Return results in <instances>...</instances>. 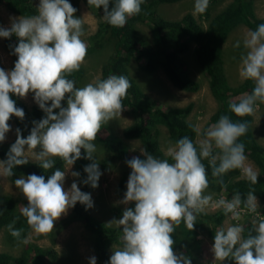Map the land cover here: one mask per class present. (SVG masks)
<instances>
[{
	"label": "clouds",
	"instance_id": "9594fccd",
	"mask_svg": "<svg viewBox=\"0 0 264 264\" xmlns=\"http://www.w3.org/2000/svg\"><path fill=\"white\" fill-rule=\"evenodd\" d=\"M87 2L96 9L103 8L102 18L109 25L123 28L130 17L141 13L145 0H114L111 10L110 0ZM209 2L195 0L194 14L205 13ZM76 12L69 0H39L37 14L10 17V27H0V37L10 38L14 34L19 38L13 50L17 56L14 68L9 71L0 68V142L5 141L11 130L10 119L25 117L12 95L26 98L29 93L34 94L35 102L46 114L33 121L26 138L16 129L17 138L7 159L0 160V177H12L16 166L29 162V153L45 171L53 169L56 158L65 164V171L56 169L47 180L42 175L30 174L14 181L28 202L27 206H21L20 212L38 235L53 233L55 222L77 202L86 209L93 207L90 194L82 192L76 182L69 190L64 189L66 171L82 158V149L86 153L83 158L94 160L98 133L109 121L121 117L123 100L132 86L124 75H109L83 87H77L68 78L81 69L88 55V44L83 39L84 20L77 18ZM235 47H240V41ZM243 47L246 53L241 56L239 75L252 80L254 88L229 103L230 112L240 118L255 115L259 104H264V23L247 31ZM65 99L66 107L62 106ZM248 128L247 122L221 115L203 132L199 127L194 129L200 137L196 142L184 136L170 146L166 155L172 162L149 154L144 148L140 151L145 159L128 160L132 171L121 203L134 202L135 207H126L122 218L109 224L122 226V246L113 247L109 264H191L187 256L174 251L172 236L181 223L189 231L194 230L198 214L209 207L222 208L226 216L231 214L237 221L226 222V227L215 230L211 249L215 264L225 260L264 264V218L253 217L247 235L245 226L239 222L242 204L249 213L257 212L255 189L250 188L243 199L235 192L230 200L220 198L213 202V195L208 192V168L203 163L208 161L213 178L240 170L252 185L257 184L259 174L248 164L245 144L240 142ZM84 172L87 179L83 183L98 187L102 175L98 164L94 161ZM71 175L79 177L80 173L72 171ZM217 182L224 185L223 179ZM17 219L8 229L18 241L27 244L28 239L20 240L23 229L14 227ZM89 264H96L95 256L89 258Z\"/></svg>",
	"mask_w": 264,
	"mask_h": 264
},
{
	"label": "trees",
	"instance_id": "16d2710c",
	"mask_svg": "<svg viewBox=\"0 0 264 264\" xmlns=\"http://www.w3.org/2000/svg\"><path fill=\"white\" fill-rule=\"evenodd\" d=\"M180 1L182 0H145L141 6V13L130 17L123 28H118L109 25L102 18V7L96 9L94 6L88 5L87 0H69L77 11L83 3L98 19L97 30L89 37L87 57L96 54L103 48H109V55L101 66V75L98 79H106L113 74L124 75L132 85L123 100V105L124 110L133 116L134 121L123 129V139L110 136L108 132L106 134L107 126L105 125L98 133L94 143L102 145L111 153L109 161L117 159L126 164V172L121 177L116 190L119 196H124L132 171L128 167L127 161L134 156L129 154V147L123 140H137L149 154L161 159L167 158L169 162H172L171 158L160 147V128L166 129L169 140L174 144L184 136H188L193 142H196L195 126L188 120L193 105L172 107L162 111L157 102L141 89L128 71V63L136 60L145 72L152 73L161 70L172 86L184 92L194 93L199 90L200 84L189 76L186 67L185 55L191 52L200 70L206 75L209 91L218 104L216 112L211 117V123L217 122L219 117L225 114L229 115L233 121L247 122L248 132L240 138V142L245 144V154L259 169L258 183L252 185L246 178H240V170L230 171L222 178H213L211 166L207 160H203L208 168L209 190L214 193L224 191L226 199L230 200L235 192H239L242 199L246 198L250 188H254L259 203L255 217L264 218V147L258 143L253 134V116L240 118L229 110V103L243 93H250L254 88V82L245 79L237 86H231L227 80L223 54V46L234 29L238 26H245L249 30H255L259 24L264 23V19L256 16L254 0H231L226 7L215 13L211 12L212 6L209 5L207 11L203 13L207 20L206 26H203L192 14H186L179 20H169L159 15L160 5L174 4ZM0 4L18 16L37 14V7L33 0H0ZM113 4L114 0H110L109 10ZM137 22L145 23L148 26L152 36L150 42L144 41L138 34ZM18 43L19 38L14 34L10 38L4 39V47L14 62L17 56L13 54V50ZM82 77L83 70L80 69L78 72H73L68 78L78 84ZM12 99L16 101L18 108L23 109L25 117L20 120L13 116L10 120L21 130V135L26 138L34 126L33 121L41 120L46 114L39 107L29 110L18 96L12 95ZM66 99L62 101L64 107L67 106ZM54 111L58 112V110ZM8 152L9 149L0 142V160H6ZM81 152L82 158L77 160L73 167L76 172L80 173V176L77 177L78 187L82 192L90 194L95 188H92L90 184L83 183L87 179L84 168L94 161L83 158L86 153L83 149ZM98 165L103 169L108 167L107 162H98ZM56 169L65 170V164L59 158L55 159L53 169L47 171L43 170L38 162L29 160L26 165L16 166L13 169L14 175L6 178L9 182L14 183L22 176L26 178L30 174H36L44 176L47 180ZM218 179H223L224 185L219 184ZM27 203L22 193L18 198L8 194L0 195V212H2L0 214V233L4 231L6 238L12 243H21L10 234L8 229V225L17 217L19 219L16 220L14 227L23 229L20 240L26 239L31 231L26 218L20 212L21 206H27ZM127 207L134 209V202H130ZM242 208L245 209L243 204L240 209ZM71 210V217L81 221L83 226L93 233L97 241L98 264H109L111 255L108 252V247L109 245L122 246L120 240L122 227L109 225L96 218L86 209L85 205L79 202ZM225 216L223 210L214 215L198 214L192 231H189L181 223L172 236L175 241L174 251L183 253L191 260V264H194L199 250L198 232L204 229L214 244L215 230L220 228ZM244 226L245 235H247V231L251 229V221H246ZM56 259L57 252L53 248L33 244H28L18 256L0 253V264H49Z\"/></svg>",
	"mask_w": 264,
	"mask_h": 264
},
{
	"label": "rangeland",
	"instance_id": "374dc122",
	"mask_svg": "<svg viewBox=\"0 0 264 264\" xmlns=\"http://www.w3.org/2000/svg\"><path fill=\"white\" fill-rule=\"evenodd\" d=\"M33 1L38 8L39 0ZM194 2L195 0H182L174 4H163L159 6L158 13L161 17L169 20H179L186 14H192L203 26H206L207 20L203 14H194ZM230 2L231 0H210L209 5L212 6L211 12H218ZM254 10L258 18L264 19V0H254ZM75 16L77 18H83L85 28L83 39L89 44V37L96 32L98 27L97 17L91 13L83 3L79 6ZM10 17L19 18L21 16L11 13L4 5L0 4V27L9 28L11 24ZM136 30L144 41H151V32L145 23L137 22ZM248 30L249 29L245 26H238L231 32L223 46L225 71L227 80L231 86H237L245 80L239 75V68L241 65V56L246 53V49L243 47V39ZM4 39L5 38L0 37V68L9 71L14 68L15 62L4 47ZM237 41H240L239 48L235 47ZM108 55L109 48H103L96 54L87 57L85 63L81 67L83 70V77L76 86L83 87L87 83L97 80L101 75V66ZM185 60L187 62L186 67L189 76L200 84L199 90L194 93L184 92L172 86L161 70L152 73L145 72L136 60H132L128 63V71L130 76L136 80L141 89L157 102L158 107L162 111L172 107H184L188 104H192L193 109L188 120L193 123L195 128L199 127L201 132H203L207 127L213 124L210 120L212 115L216 112L218 104L211 95L206 75L200 70L195 62L193 54L189 52L185 55ZM20 100L29 110L33 107H39L35 102L34 94L32 93H29L26 98H20ZM133 121V116L126 110H123L120 118L113 119L106 124L107 130L105 133H109L110 136L120 139L122 138L123 129L132 124ZM9 124L11 130L6 133L5 141L1 142L8 149H10L11 145L17 138V126L11 120L9 121ZM252 131L258 143L264 147V104H259L255 115H253ZM160 133V147L166 154L168 148L174 145V143L169 140L165 128H160ZM199 138L200 137L197 136L196 141ZM123 141L128 145L130 155L139 158H146L141 154L140 149L142 148V145L139 141ZM95 145L97 150L94 153L93 161L97 164L98 162H107L108 167L103 169L98 165L102 175L98 180V187L90 193L93 207L88 210L96 218L110 224L113 220L122 218L123 211L128 206V204L125 205L121 203L125 195L119 196L116 192L120 179L126 172L127 168L126 164L121 160L116 159L109 161V159H111V153L102 145ZM25 151H27V146H25ZM36 151H39V148L36 149ZM28 156L29 160L35 161L30 153ZM248 164H250L259 174L258 167L249 158ZM72 171H75L73 166L70 170L66 171L63 185L66 191L70 189L73 182L78 184L77 177L71 175ZM240 178H245L242 173L240 174ZM208 192L213 195V202L218 201L220 198L226 199L224 191L214 193L208 189ZM21 193L22 192L16 188L15 183L9 182L6 177H0V195L8 194L18 198ZM222 210V208L209 207L206 209L205 214L214 215ZM240 212L241 216L239 222L243 225L246 221H251L253 217L256 216V213H249L247 209L242 208L240 209ZM71 215L72 210L69 209L67 215H63L55 222L54 232L51 234L38 235L31 230L26 237V239L29 240L27 244L12 243L6 238L5 232L1 231L0 253H8L13 256H18L28 244H33L40 247L53 248L57 252V259L49 264H89V258L92 256L96 257V264H98L96 256L97 241L93 233L87 230L81 221L72 218ZM226 222L227 224L237 223L236 220L231 218V214L224 217L220 227H226ZM111 225L120 227L116 224ZM197 239L199 242V250L194 264H215L214 254L211 251L213 243L204 229L198 232ZM113 247L116 248L121 246L109 245L108 252L110 255L113 253ZM175 252L178 255L181 254V252ZM217 264H219V262H217ZM222 264H235V261L225 260Z\"/></svg>",
	"mask_w": 264,
	"mask_h": 264
}]
</instances>
